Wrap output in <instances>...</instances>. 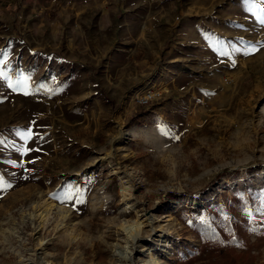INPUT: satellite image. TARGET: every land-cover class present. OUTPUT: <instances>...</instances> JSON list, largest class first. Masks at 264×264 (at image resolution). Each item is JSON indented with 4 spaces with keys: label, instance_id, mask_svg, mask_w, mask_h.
<instances>
[{
    "label": "rangeland",
    "instance_id": "1",
    "mask_svg": "<svg viewBox=\"0 0 264 264\" xmlns=\"http://www.w3.org/2000/svg\"><path fill=\"white\" fill-rule=\"evenodd\" d=\"M17 1H0V70L9 77L0 78V264H122L120 225L136 222L131 264H264V4L255 0L253 14L244 0H199L216 19L218 36L205 41L213 65L175 99L170 79L148 77L143 87L161 81L179 101L152 111L155 101L139 106L132 88L100 91L102 72L83 53L95 42L117 46L116 0ZM74 3L91 7L78 25ZM41 40L45 57L30 49ZM119 178L130 186L124 196ZM233 195L248 204L230 217ZM215 205L224 219L251 222L233 244L236 261L224 247L207 251L188 228Z\"/></svg>",
    "mask_w": 264,
    "mask_h": 264
},
{
    "label": "crops",
    "instance_id": "2",
    "mask_svg": "<svg viewBox=\"0 0 264 264\" xmlns=\"http://www.w3.org/2000/svg\"><path fill=\"white\" fill-rule=\"evenodd\" d=\"M3 3L5 8L11 6V0H3ZM112 5V13L124 14L118 25L121 33L117 46L108 41L105 46L95 42L91 49L87 44L83 48V53L90 57L91 66L100 68L102 72L103 87L99 90L128 91L132 88L134 101L135 94L143 88L147 78L156 75L158 79L172 81L169 92L174 99L191 92L197 81L195 78L202 75L204 66L213 65L212 59L205 55L208 51L205 41L210 43V39L218 36L212 11L199 0H126L125 4L116 0ZM72 8L77 25L82 22L81 14L91 10L90 6L79 8L75 3ZM56 39V34L52 33L53 49ZM47 46L49 41L41 40L30 49L35 50L39 57H45ZM110 50L114 53L105 56L104 53ZM92 51L96 54L93 55ZM69 61V66L74 67L76 60L71 58ZM89 72L97 78L95 71ZM166 95L168 93L155 100L153 104L156 106L152 111L178 106L179 101L166 98Z\"/></svg>",
    "mask_w": 264,
    "mask_h": 264
},
{
    "label": "trees",
    "instance_id": "3",
    "mask_svg": "<svg viewBox=\"0 0 264 264\" xmlns=\"http://www.w3.org/2000/svg\"><path fill=\"white\" fill-rule=\"evenodd\" d=\"M247 204V201L243 197L233 195L228 205L230 217L235 216L238 211L246 208ZM221 212L222 208L220 206H209L207 213L210 214V218L199 220L193 216L188 228L193 234L201 237L204 247L210 253H214L221 247H224L226 254L233 253L235 251L233 244L244 241L246 233L252 229L251 222L245 217L241 220L230 221L229 219H224ZM240 255V252L233 253L234 261ZM181 264H191V262L183 260Z\"/></svg>",
    "mask_w": 264,
    "mask_h": 264
},
{
    "label": "bare ground",
    "instance_id": "4",
    "mask_svg": "<svg viewBox=\"0 0 264 264\" xmlns=\"http://www.w3.org/2000/svg\"><path fill=\"white\" fill-rule=\"evenodd\" d=\"M143 88L138 90V91L139 92L142 91ZM119 182H120V188H121L120 193L122 196H124L130 190V186L127 184V182L125 180H122L121 178H119ZM97 200L98 199L96 198L95 201H97ZM48 214H49V209H45L44 212H41L39 214V217L42 219V221H44V220H46ZM65 216L66 215H63V217H65ZM31 218H34L33 213H31L29 215V219H31ZM146 218L151 219L150 216H148ZM120 227L124 232L126 245L122 248L115 245V249H114L115 250V256L117 257L118 261H121L122 264H131V262L133 260V258H132V253H133L132 251L134 249L133 247H134V244L137 242L138 237L140 236V233H141L140 224L138 222H136V223H122L120 225ZM139 230H140V232H139Z\"/></svg>",
    "mask_w": 264,
    "mask_h": 264
},
{
    "label": "snow or ice",
    "instance_id": "5",
    "mask_svg": "<svg viewBox=\"0 0 264 264\" xmlns=\"http://www.w3.org/2000/svg\"><path fill=\"white\" fill-rule=\"evenodd\" d=\"M244 3L245 4H248L249 5V8H248V11L249 12H252L253 14H255V8H256V3H255V0H244ZM260 3L261 4H264V0H260ZM262 11H264V9H262ZM257 19H258V21H259V23L261 24V25H264V17H260V16H257ZM262 47H264V45H261ZM258 49L255 47V46H253V47H250V48H248L246 51H245V55H247V54H249L250 52H255V51H257ZM233 51H240L239 49H233ZM7 55V53H5V56ZM219 55L220 56H227L228 55V52L227 51H224V50H221L220 52H219ZM233 63V65L235 64V61H233L232 62ZM0 64H4V65H7V60L5 59V60H0ZM0 78H2V79H9V77H8V73L7 72H5V71H3V70H0ZM26 83H27V78L25 77L23 80H21V81H18V83H17V87H20V86H24V85H26ZM8 87L9 88H13V85H12V83H9L8 84ZM13 90H15L14 88H13ZM24 94H28L27 92H25ZM166 134V133H165ZM32 136H33V133L31 132V131H29V132H27L26 134H25V139L27 140V139H30V138H32ZM178 138V137H177ZM0 143H3V141H0ZM30 149H24L23 150V153L22 154H24V153H26L27 151H29ZM13 164L15 163L14 161L12 162ZM7 186H10V185H7ZM58 199L60 198V197H57ZM66 199H71V197L69 196V197H66Z\"/></svg>",
    "mask_w": 264,
    "mask_h": 264
},
{
    "label": "built area",
    "instance_id": "6",
    "mask_svg": "<svg viewBox=\"0 0 264 264\" xmlns=\"http://www.w3.org/2000/svg\"><path fill=\"white\" fill-rule=\"evenodd\" d=\"M166 91L164 83L149 84L142 91L137 92L134 96V101L143 107L149 106L158 99Z\"/></svg>",
    "mask_w": 264,
    "mask_h": 264
}]
</instances>
